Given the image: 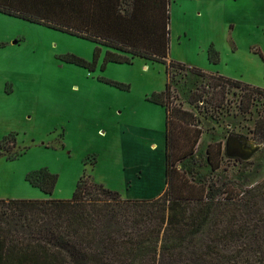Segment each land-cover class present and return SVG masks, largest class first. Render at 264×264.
<instances>
[{
  "label": "rangeland",
  "instance_id": "obj_1",
  "mask_svg": "<svg viewBox=\"0 0 264 264\" xmlns=\"http://www.w3.org/2000/svg\"><path fill=\"white\" fill-rule=\"evenodd\" d=\"M169 8V59L264 88V0H171ZM211 46L218 63L209 60ZM107 49L0 12V142L16 137L12 152L0 149V198L46 195L26 180L40 168L58 175L49 198H71L82 176L124 198L158 196L165 187L166 109L153 96L168 80L175 101L193 110L203 128L180 168L196 182L232 180L246 188L264 180V142L253 133L263 102L242 113L232 90L223 108L191 105V92L206 79L180 68L168 76L164 63L138 56L104 65ZM229 135L246 136L260 149L249 160L229 158ZM219 143L222 164L213 170L207 149Z\"/></svg>",
  "mask_w": 264,
  "mask_h": 264
},
{
  "label": "trees",
  "instance_id": "obj_2",
  "mask_svg": "<svg viewBox=\"0 0 264 264\" xmlns=\"http://www.w3.org/2000/svg\"><path fill=\"white\" fill-rule=\"evenodd\" d=\"M170 3L0 0V12L105 45L104 65L138 56L164 63L168 76L174 68L200 75L206 81L191 92V105L223 108L232 90L238 91L242 113L264 103L262 87L169 59ZM100 50L96 47L94 62ZM208 57L219 62L213 46ZM176 97L170 80L153 96L166 109L165 187L158 196L124 198L82 176L69 199L0 198V264H264V180L245 188L232 180L218 184L189 177L179 163L195 153L203 128ZM253 133L264 142V112ZM15 145L10 134L0 149L12 152ZM207 153L217 170L222 143ZM26 180L51 196L58 175L40 168L29 171Z\"/></svg>",
  "mask_w": 264,
  "mask_h": 264
},
{
  "label": "water",
  "instance_id": "obj_3",
  "mask_svg": "<svg viewBox=\"0 0 264 264\" xmlns=\"http://www.w3.org/2000/svg\"><path fill=\"white\" fill-rule=\"evenodd\" d=\"M260 149L259 144L250 141L246 136L229 135L225 141L224 151L229 158L249 160Z\"/></svg>",
  "mask_w": 264,
  "mask_h": 264
},
{
  "label": "crops",
  "instance_id": "obj_4",
  "mask_svg": "<svg viewBox=\"0 0 264 264\" xmlns=\"http://www.w3.org/2000/svg\"><path fill=\"white\" fill-rule=\"evenodd\" d=\"M32 198H49V197H47L46 195H39V194H34V195H32L31 196Z\"/></svg>",
  "mask_w": 264,
  "mask_h": 264
},
{
  "label": "flooded vegetation",
  "instance_id": "obj_5",
  "mask_svg": "<svg viewBox=\"0 0 264 264\" xmlns=\"http://www.w3.org/2000/svg\"><path fill=\"white\" fill-rule=\"evenodd\" d=\"M239 159V158H238Z\"/></svg>",
  "mask_w": 264,
  "mask_h": 264
}]
</instances>
